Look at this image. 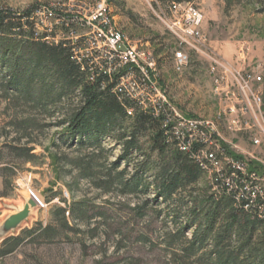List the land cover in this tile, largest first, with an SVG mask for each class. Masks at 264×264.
I'll use <instances>...</instances> for the list:
<instances>
[{
    "label": "rangeland",
    "instance_id": "1",
    "mask_svg": "<svg viewBox=\"0 0 264 264\" xmlns=\"http://www.w3.org/2000/svg\"><path fill=\"white\" fill-rule=\"evenodd\" d=\"M112 5L108 0H0V10L18 15L30 12L28 21L34 24L40 22L36 10L41 7L70 22L68 27L54 21L48 23L52 28L35 27L50 44L88 36V27L82 30L76 22L86 24L102 14L106 28L119 33L139 57L144 56L156 97L166 100L181 117L207 123L204 130L209 132L210 126L230 156L244 162L247 171L264 175V11L257 0L230 5L225 0L173 4L126 0ZM190 8L199 12L200 21L178 25ZM159 17L176 24L174 29L181 35L189 28L198 33L184 39L194 48L188 51L189 62L182 72L174 66L173 53L183 52V47H178L177 38ZM244 74L252 76L248 91L241 88ZM59 108L44 111L16 92L0 88V226L23 210L31 193L41 203L0 240L1 247L5 240L23 235L16 251L0 262L174 264V248L164 238L175 229L164 204L154 201L151 188L125 194L118 185L107 190L98 187L93 176H84L81 164L92 150L75 144L68 147L61 141L64 129L58 125L63 120ZM27 148L32 150L30 158L23 153ZM101 150V164L106 165L117 161L122 148L105 139ZM125 168L128 180L134 166L121 163L118 171ZM94 172L102 176V171ZM44 228L49 229L47 234L41 232ZM29 230H34L33 236L26 235Z\"/></svg>",
    "mask_w": 264,
    "mask_h": 264
},
{
    "label": "trees",
    "instance_id": "2",
    "mask_svg": "<svg viewBox=\"0 0 264 264\" xmlns=\"http://www.w3.org/2000/svg\"><path fill=\"white\" fill-rule=\"evenodd\" d=\"M181 1L159 0L163 4ZM225 1L230 5L238 0ZM257 3L264 11V0ZM29 13L0 10L3 92H16L44 111L61 106V141L68 147L75 144L92 150L81 168L84 176L99 181L98 187L110 190L118 185L125 194L152 189L154 201L164 204L174 225L175 230L166 232L164 238L165 244L174 248V264H264V196L255 192V182L240 173L242 161L236 159L237 167L223 169L226 178L222 174L209 176L206 166L210 164L200 158L201 144H192L185 152L176 146L178 136L168 108L158 104L144 110L115 89L117 76L98 74L91 60L77 61L69 43L45 42L34 22L28 21ZM105 139L122 148L117 161L106 165L99 157ZM31 151L24 150L25 157L30 158ZM102 160L106 163L107 157ZM121 163L134 166L128 180L126 168L118 171ZM94 171H102V176L96 177ZM235 179L236 185L227 183ZM253 192L256 200L251 202ZM61 217L65 222L64 210ZM41 232L47 234L49 229ZM25 233L33 236L34 230ZM22 240L23 235L5 240L0 261L14 253Z\"/></svg>",
    "mask_w": 264,
    "mask_h": 264
},
{
    "label": "built area",
    "instance_id": "3",
    "mask_svg": "<svg viewBox=\"0 0 264 264\" xmlns=\"http://www.w3.org/2000/svg\"><path fill=\"white\" fill-rule=\"evenodd\" d=\"M190 9L191 10L186 13V16L181 17V19L177 22L178 25L185 27L191 24L195 25L200 21L199 12L193 8ZM45 13L54 12L46 10L42 7L36 10V15L40 16L38 18L45 19ZM159 19L162 21L167 31L177 38L178 47H183V54H176V51L173 53L174 66L177 70L182 72L187 67L189 62L188 51L194 48L193 43L191 44V42H188L184 39L187 37V35L192 36L194 33H198L195 31L193 32V30L189 28L187 33L185 32L184 35H181L174 29L176 24H171L170 21L164 20L161 17H159ZM55 20L64 19L60 15L55 14ZM103 21L104 17L102 14H99L98 16L94 15L92 19L88 20L86 24H82V20H79L78 22L81 24V29L83 30L84 28L86 29L88 27L90 34L88 36H80L79 39L65 41V43H69V45L72 47V51L79 55L81 61L83 59L91 60V62L94 64V67L97 69L98 74H106L107 76L112 77V74L114 73H123V80L118 81L115 89L121 90L123 92L132 91L131 99L137 101L143 109H155L158 104L168 108L173 115L171 121H178L179 129H183V136H178V142L176 144L179 146V150H181V148L190 149L192 144L198 143V139H211V146H209V148H201L199 153L200 158H210V154H214V151H223L224 157L226 159L235 160V164L237 165L236 159L230 156L222 147V144L214 138V134L211 132L210 126L209 132H202V125H208L207 123L192 119H185L184 117H181L179 114H177L166 100L156 97L155 83L152 82L149 77L148 84H141V79H138V71H146V75H148L147 69L145 68L146 63L144 62V56L139 57L136 52L128 48L123 42L121 35L117 32H111L108 30ZM49 22L51 21L46 20V27L49 26L52 28L51 24L48 25ZM35 27H38L37 21L35 23ZM46 29L48 30V28ZM78 49L84 50H81L77 53ZM251 77L252 76L247 74L242 76L241 88H243V90L247 89V85L249 86L248 82L251 80ZM245 91H248V89ZM255 98L259 102V98L257 96ZM230 111L233 112L234 110L230 109ZM156 112L158 113V111ZM240 168L249 170L244 162H242ZM214 170L215 172H221V174H223L222 172L224 171L223 168H214ZM223 176L226 178L227 175L223 174ZM249 181L255 182V192H259L260 197H263L264 175L249 171ZM227 183L230 186H234L237 184V181L235 180L232 183L228 180ZM214 190H217V187H215ZM255 192L252 194L251 202L256 200ZM31 196L35 197V195L32 193Z\"/></svg>",
    "mask_w": 264,
    "mask_h": 264
},
{
    "label": "bare ground",
    "instance_id": "4",
    "mask_svg": "<svg viewBox=\"0 0 264 264\" xmlns=\"http://www.w3.org/2000/svg\"><path fill=\"white\" fill-rule=\"evenodd\" d=\"M126 0H109L108 1V5L111 7L112 4H122L124 3ZM108 6V7H109ZM113 6V5H112ZM107 7V6H106ZM109 9V8H108ZM110 11V10H109ZM109 17V16H108ZM38 20H40V22H37V26H42V27H46V20L47 21H54L57 25L63 26L65 25V27H68L70 22L64 21V20H55V14L54 13H45V19L44 18H38ZM77 25L79 27H81L80 22H76ZM42 24V25H41ZM53 24V23H52ZM55 30V29H53ZM118 31V30H117ZM116 32V31H115ZM45 41H47L48 38H44ZM57 45V43L55 44ZM183 52L181 50H177L176 54H182ZM74 54V58L81 62V59L79 58L78 54H75V52H73ZM151 66V65H150ZM84 69V68H83ZM86 71V70H85ZM118 77V81H122L123 80V73H114L112 74V77ZM116 77V78H117ZM138 79H141V84H148V75H146V71H138ZM117 91H121V90H117ZM123 92V91H121ZM125 94L127 96H129L130 98H132V91H125ZM125 96V95H124ZM169 104V103H168ZM170 105V104H169ZM146 110V109H144ZM174 128V131H176V136H183V129H179V123L178 121H172L171 122ZM205 127H207V125H202V132H208L205 129ZM209 139H198V144L202 145V148H209L208 147V142ZM210 141V140H209ZM200 145V146H201ZM178 148L179 146L176 145ZM209 146H211V144H209ZM188 148H181L180 151H187ZM202 159L206 160L209 162L210 166H206V170L208 173H210L211 176V172L213 173L212 175H216V174H221V172H215L214 168H226L227 166H236L235 161L234 160H230V159H226L224 157L223 151H214V154H210V158L208 157H201ZM208 164V165H209ZM237 167V166H236ZM240 168V166H239ZM234 169V168H233ZM230 170V169H229ZM240 173L247 177L249 180V171H247L245 168H240ZM223 176V174H222ZM231 176V174H230ZM235 176V175H234ZM232 177V176H231ZM239 177V176H238ZM242 177V176H241ZM212 178V177H211ZM240 179V177H239ZM211 180V179H210ZM236 180V179H235ZM246 180V179H245ZM217 181V180H216ZM212 184V182H211ZM215 189V186L213 187ZM213 189V190H214ZM215 191V190H214ZM237 197V196H236ZM259 204V203H258ZM244 208V207H243ZM35 209V208H34Z\"/></svg>",
    "mask_w": 264,
    "mask_h": 264
},
{
    "label": "water",
    "instance_id": "5",
    "mask_svg": "<svg viewBox=\"0 0 264 264\" xmlns=\"http://www.w3.org/2000/svg\"><path fill=\"white\" fill-rule=\"evenodd\" d=\"M38 204H40L39 201L31 196L24 205L23 210L6 218L0 226V240L6 237L9 233L15 231L23 222H25L28 219L31 210L36 208Z\"/></svg>",
    "mask_w": 264,
    "mask_h": 264
}]
</instances>
